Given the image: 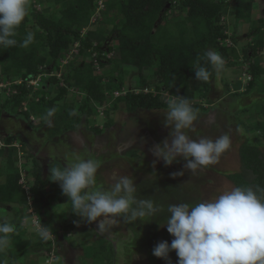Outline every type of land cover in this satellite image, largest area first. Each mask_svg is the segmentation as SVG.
Masks as SVG:
<instances>
[{"label":"rangeland","instance_id":"374dc122","mask_svg":"<svg viewBox=\"0 0 264 264\" xmlns=\"http://www.w3.org/2000/svg\"><path fill=\"white\" fill-rule=\"evenodd\" d=\"M35 8L48 15L53 8V3H43ZM180 9L177 8L168 13L166 21L168 22L172 15H176L177 20L185 19V10ZM224 12L221 23L226 26L225 33L229 38L226 39L228 42L218 41L220 46H229L231 45L230 37H235L239 41L235 48L238 59L230 58L227 63L231 65L225 68L219 77L214 73L211 89L205 100L202 97V86L199 85L198 81H196L197 83L194 82L195 75L191 74V83L192 85L194 83V105H200L204 110L198 111V119L194 122L193 128L185 130L193 140H198L201 137L215 140L221 135H229L231 147L221 155L215 164L198 169L195 173L184 169L185 161L183 158H178L176 162L166 166L163 160H158L153 156L150 149L154 145L162 143L169 136L170 129L164 126V117L167 110H138L135 113H128L123 104H119L117 109L113 110L111 105L115 91L105 93L108 100L103 109L91 106L93 115L88 119V124L84 122L82 115L80 125L75 131L70 132V136H67L70 139L61 136L53 140L52 146H55L56 149L52 147L49 153L46 152L47 147H43V145L47 143L48 146V143L52 142L47 140L46 137L48 135L49 138H53L49 133L52 129L57 130L52 118L51 126H49L44 120V115L39 111L33 112L29 106H26L27 111L22 107V111H26L29 115L28 121L19 115V112L14 115L3 113L0 118V125L11 120V123L8 122V125L11 126L10 129L13 128L14 124H17L19 130L11 129L7 132L4 124L0 127L2 129V132L0 131V166L2 167L0 183L4 182L6 174L12 173L20 174V181H22L20 185L25 189L32 185L34 181L33 174L42 172L44 178H51L50 169L53 167H66L70 162L69 159L68 163L53 161L55 164L47 167H43L41 162L46 163L45 155L48 160L50 158L55 159L51 150H59L58 152L64 154L61 149L66 146L68 155L71 151L74 156L84 159L93 158L99 162L100 167L96 174L97 183L94 187L108 189L113 183V172L119 175H127L135 181L137 198L154 200L160 210L152 217H145L143 222L137 220L129 223L120 220L116 223H106L105 230L100 232L96 226L98 221L88 223L78 215H74L71 205L67 203L59 204L54 199L49 200V209L45 211L40 210L39 206L33 205L29 200L25 206L1 204L0 223L13 222L16 231L11 234V240L5 252L0 253V264H41V262L44 264L46 254L43 253L41 256L40 254H33L26 250L28 248H24L21 242L29 245L39 241L50 242L53 239L52 233L57 232L59 224L65 225L67 228L70 226L69 228L74 232H72L74 245H78L76 241H79L80 238H85L87 241L82 242H85L82 245L84 250L82 253L81 250L71 251L67 249L68 251H65L62 246L58 248L54 240L52 252L55 257L51 260L57 262L49 264H78V261L79 264H100V261H102V264H177L178 257L175 251L169 253L168 259L156 258L152 254L153 248L159 242L167 241L171 244L174 239L167 232L166 226H162L166 223L169 215L167 212L168 205L176 203L195 205L202 201L214 199L224 191L234 188L233 184L227 179V176L231 174H242L248 180L251 179L250 174L243 171L239 159V150L244 144L257 146L264 156V138L260 132L254 129V112H259L260 108L264 106V96L258 94L255 89L247 95L242 94L250 79L247 71L248 61L250 60L251 63H258L264 67V51L257 58H251L248 61L242 58V47L247 42L244 38L247 37L253 27L251 23H255V27H261V34L264 38V0L254 2L250 18L242 23L237 24L232 18L233 7L231 3L226 4ZM58 17L57 15L55 20ZM101 18L100 13H94L91 21L95 19V22L99 25L101 24ZM27 31L34 32L31 29ZM251 39L254 40L255 37H251ZM112 45L116 46V42H113ZM74 47L70 46L67 53ZM70 60H75L77 63L80 61L74 54L70 57ZM86 62H89V58ZM96 72L100 75L104 73L102 69L96 70ZM18 79L21 78L16 80ZM47 79V77L40 78L38 86H30L28 88L29 92L49 91L48 100H51L58 94L61 85L55 83L47 85ZM123 79L122 88L117 90L119 93H127L131 90L136 94L150 92L155 95L152 87L145 88L144 86L146 83L150 85L153 83L152 73H146V78L139 81L137 72L134 69H127V74L124 75ZM105 82L107 83V79L103 80V83ZM122 96L120 94L118 98ZM162 97L167 101L170 95L163 92ZM8 98L6 94H0V104H3ZM26 98L28 99V97ZM83 101L84 95L81 92L76 89H69L53 109L59 113L68 109L77 111ZM245 109L249 110L244 112ZM77 115H81V113L78 112ZM108 119L112 121L110 127L105 126ZM25 122L30 128L26 129L22 125ZM96 128L101 131V134L94 133ZM62 133L57 134L61 135ZM25 136L27 139H25ZM9 137L14 139L12 142L14 146L10 149L11 153L6 152L7 149L4 148L5 144L3 142ZM41 139L43 142H41ZM38 144L39 147L37 148ZM22 147H25L28 152H22ZM129 153L135 155L132 156ZM72 154L70 155L71 158L73 157ZM7 156L13 158L11 170H6L3 165ZM36 157H38V162L35 160ZM181 171L184 172L182 176L173 177V173ZM41 216H43V222L40 220ZM34 218L37 222V225L33 226L35 230L32 227ZM73 223H75V228ZM41 225L49 227L51 231V235L47 239L42 238L39 234ZM100 247L103 248L104 252H99L97 248ZM108 249L114 251L113 260L105 259L109 253ZM95 250L98 253L97 259L100 261L91 257V252L94 255Z\"/></svg>","mask_w":264,"mask_h":264},{"label":"trees","instance_id":"16d2710c","mask_svg":"<svg viewBox=\"0 0 264 264\" xmlns=\"http://www.w3.org/2000/svg\"><path fill=\"white\" fill-rule=\"evenodd\" d=\"M97 1L28 0V14L14 37L17 45L9 48L0 46V81L12 82L17 78L23 80L20 85L12 87L16 90V94L0 104V118L3 113L14 115L19 112L18 114L28 121V113L20 111L22 103L29 94L26 80L40 74L49 75L58 69L56 65L64 57V52L75 43L78 44L76 58L80 61L77 63L75 60H70L64 67L62 76L65 86L60 87L58 94L51 100H48L49 91L41 90L39 93H34L33 98L28 101V106L33 112L39 111L45 116L47 110L53 109L69 89H76L84 95L83 104L77 111L68 109L61 113L55 112L52 119L57 130H51L49 133L51 137H55L59 132L75 131L82 122V115L84 122L88 124V119L93 115L91 106L99 108L106 106L108 97L105 93L122 88L127 69H134L139 81L146 78V73H152L153 83L151 85L146 83L144 86L152 87L155 95L150 92L136 94L129 90L113 101L111 109L116 110L119 104H123L128 113H135L138 110H167L166 101L162 97L165 92L170 96L185 97L194 108L203 111L200 105H194L193 102L194 83L192 85L190 79L191 74L195 75L193 67L199 58L200 66L213 71L203 58V54L208 49L218 52L224 58L225 68L231 65L227 63L230 58L238 59L235 48L239 41L235 37H230L229 46L221 45V47L219 44V41L224 42L229 38L225 33L226 26L221 23L225 13L224 7L226 4H232V18L238 24L250 18L252 6L257 0H104L99 25L97 22H91ZM48 2L53 3L48 15L36 10L35 7ZM166 4H170L169 9H165ZM177 8L185 10V19L177 20V16L172 15L167 22L168 13ZM57 15L59 17L55 20ZM251 24L253 27L244 38L247 42L242 47V58L245 61L257 58L264 51L261 27H255V23ZM28 29L34 30V41L24 48L20 44ZM113 42H116V46L112 45ZM111 53L112 57L107 58ZM93 54L99 68L104 72L102 75L96 72L92 61L86 62ZM248 62L247 71L250 79L242 94L247 95L255 89L258 94L264 96V67L258 63H251L250 60ZM213 77L214 72L208 82L198 81L202 86L204 100L210 92ZM104 79H107V83H103ZM47 80V85L60 83L55 77H49ZM193 80L197 83L195 77ZM35 98H38L37 102ZM248 110L245 109L244 112ZM73 112L75 115H70ZM78 112L81 115H77ZM256 112H254V129L264 138V106ZM105 126H112V121L108 119ZM94 133L99 135L101 131L96 128ZM13 140L9 137L3 142L9 147ZM6 149L7 153H11V148ZM24 151L28 152L22 147V152ZM239 159L243 171L249 173L251 179L248 180L242 174H231L227 179L233 186L264 188V156L257 146L244 144L239 150ZM3 165L6 170H11L12 156H7ZM1 169L0 166V176ZM18 181V174L5 175L4 182L0 183V205L25 206L28 203L27 196L18 185ZM29 194L32 198L31 203L39 206L42 211L49 209L50 199H54L59 204L71 205L58 183L52 182L51 178L42 179L39 174H34V182ZM40 220L43 222V216ZM69 227L62 225L65 232L71 230ZM52 242L53 240L39 241L31 245L22 242L21 244L33 254L48 255L51 252ZM97 249L100 253L104 252L101 247ZM91 255L94 260L98 258L96 250L94 255L93 253ZM113 257L114 251L111 249L105 259L113 260Z\"/></svg>","mask_w":264,"mask_h":264},{"label":"clouds","instance_id":"9594fccd","mask_svg":"<svg viewBox=\"0 0 264 264\" xmlns=\"http://www.w3.org/2000/svg\"><path fill=\"white\" fill-rule=\"evenodd\" d=\"M28 11V0H0V46L17 45L14 37ZM33 41L34 34L28 32L20 46L27 48ZM203 58L213 71L200 66L198 58L193 67L196 80L208 82L213 72L219 77L225 68L224 58L214 50L206 51ZM166 104L164 126L170 129L169 136L150 149L166 166L183 158L184 169L195 173L215 164L231 147L227 134L215 140L206 137L193 140L187 135L185 130L192 129L198 119V109L187 98L172 95ZM54 114L55 109H48L44 116L49 126ZM99 167L96 159L73 156L66 167L50 169L51 181L59 184L73 213L88 223L98 221V231L103 232L109 222H143L145 217H152L160 210L154 200L137 198L135 181L127 175L113 172V183L108 189L94 187ZM14 174L19 175L20 181V174ZM183 174V171L173 173V177ZM167 212L169 215L162 226H166L174 239L171 244L161 241L153 248L156 258L168 259L169 253L175 251L177 264H264V188L237 186L195 205L169 204ZM15 231L14 224L0 223V253L5 252ZM39 234L47 239L51 231L41 225Z\"/></svg>","mask_w":264,"mask_h":264},{"label":"built area","instance_id":"2783aa9c","mask_svg":"<svg viewBox=\"0 0 264 264\" xmlns=\"http://www.w3.org/2000/svg\"><path fill=\"white\" fill-rule=\"evenodd\" d=\"M103 8H104L103 1L102 0H98L97 1V6H96V10H95V14H99L100 11L103 10ZM91 22L92 23L95 22V19H93ZM225 42H228V41H225ZM73 46H75V47L72 48L71 51H69L68 53H67V51L64 52V57L57 64V68L58 69L54 70L49 75L40 74V75H38L35 78H31L29 80H26L27 88H30V86H32V87L38 86V83L40 81V78H42V77H47V78H49V77H55L57 80L60 81L59 84L61 85V87H64L65 84L63 82V76H62L63 75V71H64V67H66L69 64V62H70L69 59H70V57L73 54H74V56H77V54H78V52H77L78 44L75 43ZM111 57H112V53L107 55V58H111ZM89 61H92L93 62L94 69L98 71L99 70V65H98L97 61L95 60V55L94 54L89 58ZM22 81H23L22 79H18V80L12 81V82H9V81H0V94L4 93V94H6L10 98V96L16 94V90L13 89L12 87L13 86H16V85H20L22 83ZM120 94L125 95L126 93H123V92L122 93H119L118 91H115V93L113 94L114 99H112V102L114 100H116V98H118L120 96ZM33 95H34V93L29 92V94L27 95L28 99L26 98V100L22 103V107H23L24 110L27 111L26 106H28V101L31 98H33ZM35 101L37 102L38 101V98H35ZM20 111H22V109H20ZM19 184H22V181H19ZM23 189H24V191H25V193L27 195V201L28 200L30 201L31 197L28 194V191H27L28 188L25 189L23 187ZM33 224H34V226L37 225L36 218L33 219Z\"/></svg>","mask_w":264,"mask_h":264},{"label":"crops","instance_id":"0c3cea01","mask_svg":"<svg viewBox=\"0 0 264 264\" xmlns=\"http://www.w3.org/2000/svg\"><path fill=\"white\" fill-rule=\"evenodd\" d=\"M17 121V120H16ZM19 121V120H18ZM8 122H10L11 123V120L10 121H6L5 123H3L4 124V126H5V128H6V130H7V132L9 131V130H14V129H17V130H19V127H17V124H14V126H13V128H11L10 129V125H8ZM3 124H1L0 125V127L3 125ZM25 124V125H24ZM22 123V125L23 126H25L26 127V129H28V128H30V126L29 125H27V123L25 122V123ZM19 125H20V123H19ZM40 129V128H39ZM38 129V130H39ZM0 131L2 132V129L0 128ZM70 132H72V131H69V132H63L62 134L63 135H61V136H63L65 139L66 138H68V139H70L69 137H67V136H70L69 134H70ZM58 135V134H57ZM56 135V136H57ZM55 136V137H56ZM60 135H58L56 138H59V137H61ZM29 140V139H28ZM51 141H52V143L54 142L52 139H51ZM41 142H43V140L41 139ZM70 143V142H69ZM68 143V144H69ZM71 144V143H70ZM69 144V145H70ZM67 145V144H66ZM45 146V145H44ZM75 216H76V214H74ZM76 218H79V217H76ZM76 221V219L74 220V222ZM34 226V224H32V227ZM73 227L75 228V223H73ZM85 227V226H84ZM83 227V228H84ZM35 228H37V227H35ZM87 228V227H86ZM33 229H34V227H33ZM93 229V228H92ZM35 230V229H34ZM94 230V229H93ZM73 231H72V229L71 230H69V231H67V232H65L63 229H62V224H59L58 225V228H57V232L56 233H52L53 234V241L55 242V244L57 245L56 247H60V246H62V248H63V250H65V251H68V250H71V251H74V250H81V252L83 253V247H82V245L85 243H82L83 241H87V239H85V238H80L79 239V241H76V243L78 244V245H74V242L72 241V237H73V233H72ZM39 237V236H38ZM40 238V237H39ZM105 240H107V238H105V237H103ZM33 242V241H32ZM41 242V241H40ZM81 242V243H80ZM32 244H35V243H32ZM54 245V243L52 242V246ZM53 248V247H52ZM51 248V252L48 254V255H46V256H44V264H49V263H56L57 261H55V260H51L52 258H54L55 256L53 255V249ZM68 249V250H67ZM113 249H115V248H113ZM55 251H56V248H55ZM116 251V253H117V249L115 250ZM92 253V252H91ZM41 254H43V253H40V256H41ZM56 255V254H55ZM57 256V255H56ZM47 257H49V258H47ZM63 257V256H62ZM82 257V256H81ZM92 257V256H91ZM64 258V257H63ZM83 258V257H82ZM84 259V258H83ZM91 261V260H90ZM41 264H43L42 262H41ZM58 264V263H57ZM78 264H79V261H78Z\"/></svg>","mask_w":264,"mask_h":264},{"label":"flooded vegetation","instance_id":"af4514ba","mask_svg":"<svg viewBox=\"0 0 264 264\" xmlns=\"http://www.w3.org/2000/svg\"><path fill=\"white\" fill-rule=\"evenodd\" d=\"M65 133H66V132H65ZM61 135H63V134H61ZM61 135H60V136H61ZM44 136H45V135H44ZM57 136H58V135H57ZM57 136H56V137H57ZM56 137L49 138L48 135H47L46 138H47V140H50V141H51V139H52V140H55ZM42 138H43V137H42ZM25 139H27L26 136H25ZM50 144H51V146H50ZM52 144H53V143L51 142V143H48V146H47V143H46L45 146L43 145V147H47V148H46V152H47V153L50 152V149H52V147L55 148V146H52ZM36 147L38 148V147H39V144H38ZM50 147H51V148H50ZM55 149H56V148H55ZM65 149H66V146H64V147L61 149V150L63 151L64 154H61L60 152H58L59 150H58V151H57V150H55V151H52V150H51V153H52V155H53V158H55V159H51V158H50V159L48 160L47 156L45 155L46 163L44 164L43 162H41L42 165H43V167H45V166L47 167V166L52 165V164L54 165L55 163H53V161H56V162H59V163H62V162H66V163H68L67 161H68V159H69V161H70V159H71L70 155L72 154V152L70 151V155H68V154H67V149H66V150H65ZM37 150H39V149H37ZM39 151H40V150H39ZM53 153L56 154V155H58V156H55ZM72 155H73V154H72ZM73 156H74V155H73ZM35 160L37 161V160H38V157H36ZM51 160H52V161H51ZM38 161H39V160H38ZM38 161H37V162H38ZM42 171H43V170H42ZM40 174H41L42 176H41ZM40 174H39V175L41 176L42 179H46V178H47V177H46V178L43 177L44 175L42 174V172H41ZM46 174H47V173H46Z\"/></svg>","mask_w":264,"mask_h":264},{"label":"water","instance_id":"95a60500","mask_svg":"<svg viewBox=\"0 0 264 264\" xmlns=\"http://www.w3.org/2000/svg\"><path fill=\"white\" fill-rule=\"evenodd\" d=\"M170 8V4H166L165 9H169Z\"/></svg>","mask_w":264,"mask_h":264}]
</instances>
